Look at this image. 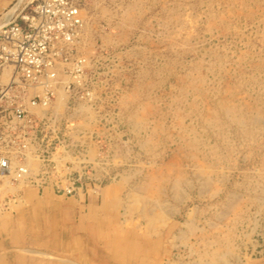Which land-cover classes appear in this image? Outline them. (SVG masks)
<instances>
[{
	"label": "rangeland",
	"instance_id": "1",
	"mask_svg": "<svg viewBox=\"0 0 264 264\" xmlns=\"http://www.w3.org/2000/svg\"><path fill=\"white\" fill-rule=\"evenodd\" d=\"M37 2L0 0V25ZM81 14V72L0 123V214L49 189L100 217L108 264H260L264 0H85Z\"/></svg>",
	"mask_w": 264,
	"mask_h": 264
},
{
	"label": "built area",
	"instance_id": "2",
	"mask_svg": "<svg viewBox=\"0 0 264 264\" xmlns=\"http://www.w3.org/2000/svg\"><path fill=\"white\" fill-rule=\"evenodd\" d=\"M84 1L38 0L0 25V123L5 127L25 121L28 107L55 98L61 77L81 72L77 44ZM10 170L9 159L1 157L0 176Z\"/></svg>",
	"mask_w": 264,
	"mask_h": 264
},
{
	"label": "crops",
	"instance_id": "3",
	"mask_svg": "<svg viewBox=\"0 0 264 264\" xmlns=\"http://www.w3.org/2000/svg\"><path fill=\"white\" fill-rule=\"evenodd\" d=\"M25 200L0 214V264H108L100 217L89 221L75 199L59 200L49 189Z\"/></svg>",
	"mask_w": 264,
	"mask_h": 264
},
{
	"label": "bare ground",
	"instance_id": "4",
	"mask_svg": "<svg viewBox=\"0 0 264 264\" xmlns=\"http://www.w3.org/2000/svg\"><path fill=\"white\" fill-rule=\"evenodd\" d=\"M18 2V1H17ZM16 6V5H15ZM15 6L12 8V10L15 8Z\"/></svg>",
	"mask_w": 264,
	"mask_h": 264
}]
</instances>
